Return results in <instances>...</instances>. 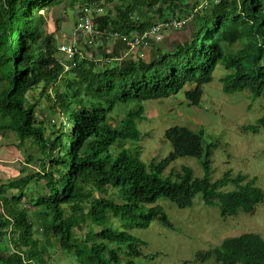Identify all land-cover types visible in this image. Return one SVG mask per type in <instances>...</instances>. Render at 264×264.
<instances>
[{"label": "trees", "instance_id": "obj_1", "mask_svg": "<svg viewBox=\"0 0 264 264\" xmlns=\"http://www.w3.org/2000/svg\"><path fill=\"white\" fill-rule=\"evenodd\" d=\"M198 5V0H0V131L12 132L19 145L30 141L41 149L37 178L46 189L29 197L30 210L21 191L31 177L0 183V264H46L51 238L77 264H120L126 253L127 264H134L142 241L131 230L153 222L175 230L161 200L185 210L200 195L202 204L217 207L221 218L252 215L264 203L256 177L226 170L211 179L209 155L218 142L210 141L214 133L206 135L202 127L166 129L163 138L171 151L158 162L145 164L140 147L127 146L141 139L138 123L146 119L145 105L183 91L190 106L200 107L203 86L219 67L225 71L220 79L224 94L248 91L255 98L263 93L264 0H211L196 12ZM59 6L63 13L91 10L95 24L93 34L79 32L81 46L64 38L77 50L72 61L55 36L69 34L61 32L62 17L47 33L39 13ZM174 21L184 23L179 29L166 27L151 42L156 56L105 53L104 42L112 35L143 34ZM166 32L177 40L160 47ZM59 82L63 89H55L49 107L57 117L46 137L35 120L39 100L27 94L41 86L38 96H48L47 89ZM116 111L121 118L110 116ZM260 128L264 116L241 129L257 134ZM182 157L198 159L202 176L189 166L164 176ZM7 189L20 194L9 195ZM110 217L118 220V228L108 225ZM82 225L90 226L83 238L77 235ZM193 261L264 264V239L256 233L227 237L198 251Z\"/></svg>", "mask_w": 264, "mask_h": 264}, {"label": "rangeland", "instance_id": "obj_2", "mask_svg": "<svg viewBox=\"0 0 264 264\" xmlns=\"http://www.w3.org/2000/svg\"><path fill=\"white\" fill-rule=\"evenodd\" d=\"M198 1L196 12L207 7L211 0ZM76 11L79 20L85 10L76 8ZM39 13L46 19L47 33L54 30V20L59 17L64 21L60 26L62 33L71 34L74 30V16L77 14L73 10L63 13L62 7L59 6L58 11L47 12L42 9ZM73 32L75 37L77 32L75 30ZM55 36L59 45L60 32H56ZM62 43L70 42L64 39ZM237 47L235 45L234 49ZM69 68L65 65L64 69L67 71ZM224 74L222 67L214 71L212 82L203 86V96L198 108L189 105L183 91L163 100L149 102L145 105L146 119L138 123L141 139L138 144L127 146L131 149L139 146L140 158L145 164L158 162L171 151L169 142L163 138L166 129L172 126H187L191 130H198L202 127L206 135L214 133L210 141L218 142V147L212 148L209 155L211 179L215 180L224 171L230 170L233 175L242 173L247 175L248 179L256 177V185L264 191V128H260L257 134L241 129L243 126L254 124L257 118L264 116V90L255 98H251L248 91L224 94L220 82ZM61 85L59 82L58 86L48 88L46 92L48 96L46 94L38 96L41 86L27 94L29 100L32 97L39 100L35 120L45 128L46 137L53 132L52 124L57 117V112H50L49 107L54 101L55 89H63ZM188 88L185 87L184 90ZM117 112H111L110 116L121 118L122 113L116 114ZM29 156L35 157V160L28 161ZM43 156L41 149L30 141L19 145L12 132L0 131V183L31 177L21 191L25 195L21 201L26 203L30 210L33 207L27 204L29 197L35 198L46 193L44 180L37 178L40 171L39 159ZM181 166H189L195 176H202L199 160L193 157L177 158L165 169L164 176L178 171ZM6 191L9 195L20 194L17 189ZM94 197L98 195L95 194ZM158 204L164 208L175 230L165 229L155 222L147 229L131 230V234L142 241L138 246L141 256L134 259V264H200L192 262L195 254L218 246L227 237L256 233L264 239V203L258 205L252 215L240 212L235 217L228 218H221L217 207L204 206L200 195L194 198L193 206L185 210L178 209L166 200H161ZM108 225L118 228L119 222L116 218L110 217ZM89 228V225H82V230H79L77 235L85 237ZM50 242L52 244L50 256L46 254L43 256L46 264H77L74 257L59 248L55 239L51 238ZM128 260L129 254L126 253L121 257L120 264H127Z\"/></svg>", "mask_w": 264, "mask_h": 264}, {"label": "built area", "instance_id": "obj_3", "mask_svg": "<svg viewBox=\"0 0 264 264\" xmlns=\"http://www.w3.org/2000/svg\"><path fill=\"white\" fill-rule=\"evenodd\" d=\"M76 25V31L81 32L84 35H91L95 32V24L91 17V11L88 12V10H85V12H82V15L80 19L77 21ZM183 21H174L172 24H157L156 26H153L150 30H148L146 33L139 34V33H132L129 36H115L112 35V37L120 38L121 41L128 46L129 49L136 48V47H150V44L154 40H159L161 32L165 30L166 27L171 26V28L179 29ZM167 29V28H166ZM60 51H63L67 54V57L69 58V61L73 60L74 54L77 52V50L74 48V43H61L59 44Z\"/></svg>", "mask_w": 264, "mask_h": 264}, {"label": "crops", "instance_id": "obj_4", "mask_svg": "<svg viewBox=\"0 0 264 264\" xmlns=\"http://www.w3.org/2000/svg\"><path fill=\"white\" fill-rule=\"evenodd\" d=\"M77 10H78V8H77ZM76 18H78V14H77ZM73 31L71 32L70 35L68 34V35H65V36H61L60 39L61 38L62 39L66 38L68 40L70 39L71 41H75L78 45L81 46L82 45L81 40L83 39L82 36L80 35L79 32L76 31L77 32V33L75 32L76 33V36L73 37V35H74V32ZM173 40L175 41L177 39H172L169 36V34L167 35V32L164 33L163 40L159 43L160 44V47H163L164 45H172ZM154 42H156V41H154ZM98 45H101V42H98L97 43V46ZM104 50H105V53H107L109 55L120 54L121 56H125V55H128V54H135V55L138 54L139 56L140 55L144 56L146 59H148L149 57L156 56V54H157V51H155V49L152 48V47L145 48V47H141L140 46V47H136V48L129 49L128 46L125 45L121 41L120 38H115V37H110V38H108L106 40V42H104ZM95 194H97V193H95ZM95 194H94V196H95ZM98 197H99V195H98Z\"/></svg>", "mask_w": 264, "mask_h": 264}, {"label": "clouds", "instance_id": "obj_5", "mask_svg": "<svg viewBox=\"0 0 264 264\" xmlns=\"http://www.w3.org/2000/svg\"><path fill=\"white\" fill-rule=\"evenodd\" d=\"M210 166H211V161H210Z\"/></svg>", "mask_w": 264, "mask_h": 264}]
</instances>
